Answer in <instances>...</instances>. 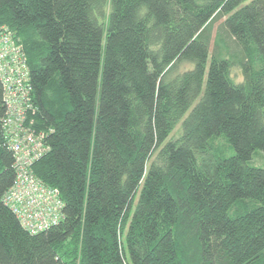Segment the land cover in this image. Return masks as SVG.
Wrapping results in <instances>:
<instances>
[{
    "label": "trees",
    "instance_id": "1",
    "mask_svg": "<svg viewBox=\"0 0 264 264\" xmlns=\"http://www.w3.org/2000/svg\"><path fill=\"white\" fill-rule=\"evenodd\" d=\"M220 18L239 57L210 51ZM2 26L64 206L21 226L0 126V264H264V0H0Z\"/></svg>",
    "mask_w": 264,
    "mask_h": 264
},
{
    "label": "built area",
    "instance_id": "2",
    "mask_svg": "<svg viewBox=\"0 0 264 264\" xmlns=\"http://www.w3.org/2000/svg\"><path fill=\"white\" fill-rule=\"evenodd\" d=\"M0 80L5 107L0 119L2 139L13 154L14 169V179L3 200L21 226L36 233L63 218L64 204L58 190L31 171L48 147L30 117L34 107L23 48L4 26L0 27Z\"/></svg>",
    "mask_w": 264,
    "mask_h": 264
},
{
    "label": "rangeland",
    "instance_id": "3",
    "mask_svg": "<svg viewBox=\"0 0 264 264\" xmlns=\"http://www.w3.org/2000/svg\"><path fill=\"white\" fill-rule=\"evenodd\" d=\"M223 19H217L213 23H211V27L208 31L209 36V48L210 51H212L216 45H218L220 48H222L225 51V54L229 55L230 58L239 57V48L236 46L235 41L231 38H229L225 32L221 29V22ZM216 43V44H215ZM190 67V64L187 62H181L176 66V70L183 71ZM232 73L236 78L239 79L240 72L237 67L232 68ZM177 133V128L174 131V135ZM222 143L221 141H219ZM252 163L257 165H263L264 164V154L262 152L257 153L252 158Z\"/></svg>",
    "mask_w": 264,
    "mask_h": 264
}]
</instances>
